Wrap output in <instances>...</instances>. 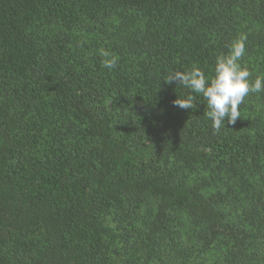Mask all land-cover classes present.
I'll use <instances>...</instances> for the list:
<instances>
[{
  "label": "trees",
  "instance_id": "obj_1",
  "mask_svg": "<svg viewBox=\"0 0 264 264\" xmlns=\"http://www.w3.org/2000/svg\"><path fill=\"white\" fill-rule=\"evenodd\" d=\"M241 36L264 77V0H0V264H264V92L165 82Z\"/></svg>",
  "mask_w": 264,
  "mask_h": 264
},
{
  "label": "clouds",
  "instance_id": "obj_2",
  "mask_svg": "<svg viewBox=\"0 0 264 264\" xmlns=\"http://www.w3.org/2000/svg\"><path fill=\"white\" fill-rule=\"evenodd\" d=\"M246 37L234 39L228 47L226 54L215 58L214 75L208 77L198 66L188 70H175L169 72L166 83L178 82L190 94L173 101L174 106L182 109H192L197 96L206 104L207 117L212 122L214 132H219L225 126L235 125L240 118L239 106L250 93L264 92V77L257 76L254 81L250 79V71L242 67L240 61L246 53ZM102 65L113 69L117 59L107 51L102 53ZM194 93L195 95H193Z\"/></svg>",
  "mask_w": 264,
  "mask_h": 264
}]
</instances>
